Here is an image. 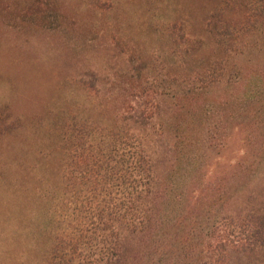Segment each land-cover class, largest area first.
<instances>
[{"label": "rangeland", "instance_id": "1", "mask_svg": "<svg viewBox=\"0 0 264 264\" xmlns=\"http://www.w3.org/2000/svg\"><path fill=\"white\" fill-rule=\"evenodd\" d=\"M257 8L264 0H0V264H62L67 143L115 126L144 142L156 174L154 228L123 232V264H264L263 251L234 246L250 234L239 219L264 216V26L245 29ZM226 23L239 45L206 86L198 73Z\"/></svg>", "mask_w": 264, "mask_h": 264}, {"label": "trees", "instance_id": "2", "mask_svg": "<svg viewBox=\"0 0 264 264\" xmlns=\"http://www.w3.org/2000/svg\"><path fill=\"white\" fill-rule=\"evenodd\" d=\"M255 17L245 27L247 33L264 26V8H257ZM235 28L227 23L213 28L217 57H210L204 72L198 73L206 86L225 78V65L219 56L223 51L237 50L239 31ZM89 135L92 139L86 140L88 135L80 128L67 143L66 184L75 203L61 238H57L60 248H55V256L62 264H123V232L154 228L155 163L147 146L129 127L115 126L106 133L100 127L92 128ZM239 220L250 237L234 246L248 254L264 252V216L247 213ZM225 250L219 258L222 261L228 258Z\"/></svg>", "mask_w": 264, "mask_h": 264}]
</instances>
